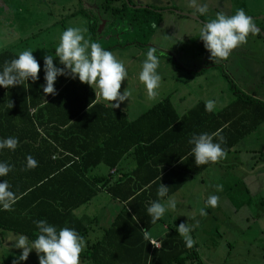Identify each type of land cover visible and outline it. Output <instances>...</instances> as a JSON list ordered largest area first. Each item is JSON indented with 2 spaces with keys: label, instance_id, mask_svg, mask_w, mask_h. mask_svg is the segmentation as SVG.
<instances>
[{
  "label": "trees",
  "instance_id": "16d2710c",
  "mask_svg": "<svg viewBox=\"0 0 264 264\" xmlns=\"http://www.w3.org/2000/svg\"><path fill=\"white\" fill-rule=\"evenodd\" d=\"M123 4L112 12L122 14ZM153 18L158 22L160 16ZM18 55L0 51V71ZM53 59L63 68L56 56ZM36 60L41 70L35 83L0 87V141L9 137L19 141L14 151L0 149V163L12 167L0 182L6 180L17 197L11 211L0 206V236L10 232L33 241L38 235L34 221L46 220L58 231L68 227L85 239L88 226L72 211L102 189L125 204L101 236L86 244L81 259L92 264H185L187 260L200 264L194 246L188 248L176 228L159 239V248L151 247L141 231L153 226L147 209L160 199V183L170 194L212 164L195 165L189 144L193 135L219 132L225 140L221 147L227 151L264 121V101L234 90L235 98L220 110L207 112L199 101L177 116L165 98L127 120L119 109L95 101L91 88L78 78L57 77L58 94L46 96L44 58ZM125 154L133 157L134 166L112 181L108 173H90L99 164L107 172L112 168L118 172ZM29 155L37 161L34 169L27 168Z\"/></svg>",
  "mask_w": 264,
  "mask_h": 264
},
{
  "label": "rangeland",
  "instance_id": "374dc122",
  "mask_svg": "<svg viewBox=\"0 0 264 264\" xmlns=\"http://www.w3.org/2000/svg\"><path fill=\"white\" fill-rule=\"evenodd\" d=\"M104 2L0 0V51L8 49L19 54L30 50L35 58L54 56L60 36L68 27L86 29V38L99 42L125 65L128 75L120 91L127 89L131 95L119 109L129 119L164 97L177 113L198 101L213 100L214 109L220 108L235 98L234 90L264 101V37L260 33L250 34L247 43L233 50L227 60L211 58L200 40L202 26L218 12L231 16L243 9L256 27L264 30V0H196L197 6H206L204 14L192 6L191 0H116L115 6L124 3L122 14L107 13L125 23L90 33L86 18L94 17ZM158 14L156 22L153 16ZM134 15L138 20L132 18ZM149 47L157 49V71L162 78L155 100L148 97L139 80ZM226 153V158L212 163L165 198V202L173 198L176 209L167 210L161 222L148 231L156 237L163 227L195 225L191 237L200 264H264V121ZM217 185L223 190L218 191ZM211 195L219 197L215 208L206 204ZM115 204L117 201L100 191L74 214H83L87 226L94 223V217L102 224L101 215L111 216ZM201 208L206 216L200 215ZM18 236L10 232L0 236V264L18 260L22 251L14 247ZM86 261L81 264H92ZM20 264H39L36 252L33 250ZM185 264L199 263L187 260Z\"/></svg>",
  "mask_w": 264,
  "mask_h": 264
},
{
  "label": "clouds",
  "instance_id": "9594fccd",
  "mask_svg": "<svg viewBox=\"0 0 264 264\" xmlns=\"http://www.w3.org/2000/svg\"><path fill=\"white\" fill-rule=\"evenodd\" d=\"M191 4L197 7L201 14L206 13V6H197L196 0H191ZM86 31L79 27H68L60 36L55 55L63 68L55 66L52 55L44 56L45 85L43 92L46 96L57 95L54 87L57 77L70 76L73 79L78 78L81 84H86L92 89V86H95V89L98 90V93L95 92V97L98 94L104 101L109 102L112 108H119L120 104L128 101L131 95L127 89L123 93L120 91L122 82L128 75L125 65L111 51L105 50L99 42H92L90 38H86L84 35ZM250 34L258 35L259 30L252 17L247 15L243 9H238L231 16L218 12L214 19L202 26L200 40L203 41L211 58L227 60L233 50L247 43ZM156 52V48L149 47L146 60L139 73V80L144 84L148 97L153 100L158 96L157 90L161 86L162 79L157 71L160 61ZM40 70V64L33 56V51L24 50L19 53L16 59L5 62L3 70L0 71V87L7 89L25 85L29 80L35 83L39 78ZM12 107L13 102L9 101L7 108L11 109ZM214 107L215 101L213 100H208L205 103L207 112H212ZM214 138H219V142H214ZM224 142L225 140L219 132L193 135L189 144L193 145L191 153L195 165L198 167L209 163L214 164L226 158L227 153L221 147ZM18 143L17 138L9 137L0 141V149L7 148L14 151ZM26 162L29 169L38 166L37 161L31 155L26 157ZM11 170L10 165L0 163V177L7 176ZM217 190L222 191L223 186L217 185ZM168 192L169 188L160 183L157 191V196L160 199L151 202L147 209L152 224H156L167 210L176 209V201L173 198H169L166 202L163 201ZM16 202V194L10 190L9 183L6 180L0 182V206L6 211H11ZM218 203L219 197L216 195L209 196L206 201L207 206L212 208L217 207ZM206 214L205 210L201 208L200 215L206 216ZM34 223L38 229L35 240L29 241L25 235H19L16 238L14 247L22 251L14 264L26 261L33 250L38 256L39 264H81V253L86 247L84 237L68 227H63L58 231L46 220H38ZM194 227L195 225L181 223L176 228L188 248H191L195 243L191 237ZM141 231L145 240L151 239L147 229Z\"/></svg>",
  "mask_w": 264,
  "mask_h": 264
},
{
  "label": "crops",
  "instance_id": "0c3cea01",
  "mask_svg": "<svg viewBox=\"0 0 264 264\" xmlns=\"http://www.w3.org/2000/svg\"><path fill=\"white\" fill-rule=\"evenodd\" d=\"M100 10H99V12H96V15L93 17L92 15H88V17L86 18V19H89L88 20V22H87V29H88V31L90 32V29H91V24L93 23H95L94 24V26H96V22H98V21H100V20H98V18H100L101 19V21L99 22V24L100 23H102L101 24V26L99 27V31H98V33L100 32H102V30L105 28V26H107L108 25V23L110 22V20L108 21L106 18H105V13H107V10H104V8L102 7V6H100V8H99ZM119 19V18H118ZM95 20H96V22H95ZM138 20V19H137ZM89 21H91V22H89ZM121 21V20H120ZM121 24H123V23H125V22H120ZM95 29H97V28H95ZM108 35H109V33H108ZM105 36V35H104ZM54 56H56V55H54ZM93 87V86H92ZM91 88V87H90ZM91 90H92V92H93V94H94V99H95V101H98V102H100V103H102L103 105H105V106H108V107H111L110 106V104L109 103H106V102H101V101H99L98 100V96H96L95 97V92L96 91H94V88L92 89L91 88ZM165 98H167V97H164V98H162V99H160V100H157L155 103H153L152 105H149V106H147V108L146 109H148V108H151L152 106H154L155 104H157V103H159L160 101H162V100H164ZM167 100H168V102L170 103V105H171V107H172V109H173V111L176 113V115L177 116H181L182 114H184L189 108H191V107H193L195 104H193L192 106H190L188 109H186L184 112H182V113H177L176 112V110L174 109V107H173V105L171 104V102L169 101V99L167 98ZM199 102V101H198ZM197 102V103H198ZM204 103V102H203ZM205 104V103H204ZM225 106V105H224ZM224 106H222V107H220V108H217V109H213V111H217V110H220L221 108H223ZM112 108V107H111ZM117 109H119V108H117ZM145 109V110H146ZM120 111H122L121 109H119ZM144 110V111H145ZM144 111H142V112H144ZM142 112H140L139 114H141ZM122 113L125 115V117H126V119L127 120H132L133 118H135V117H137L139 114H137L135 117H133L132 119H129V118H127V116H126V113L124 112V111H122ZM173 154V153H172ZM162 163V162H161ZM161 163H158L157 164V167L156 168H160V164ZM163 165H165V163H162ZM174 165V164H173ZM211 165V164H210ZM134 166V159H133V157L131 156V155H129V154H125L123 157H122V159L119 161V164H118V167H119V171L117 172H115L114 171V169L112 168V169H110L108 172H107V170H106V167L105 166H103V165H101V164H99V165H97L95 168H93V170H91L90 171V173L92 174H94V173H108L109 175H107V176H111V178H110V181H112L114 178H116L121 172H127V171H129L132 167ZM162 166V165H161ZM165 166H170V165H165ZM209 166V165H208ZM207 166V167H208ZM207 167H205V168H207ZM169 167H167V169H168ZM204 168V169H205ZM204 169H202L199 173H197V174H200ZM188 170L186 169L185 170V172H187ZM197 174H194V175H197ZM194 175H192L190 178H188L187 180H185L181 185H180V187H178L175 191H173L172 193H170V194H168L166 197H164L163 198V200L165 199V198H167L169 195H172V194H174L177 190L179 191L180 189H181V187L183 186V185H185L186 183H187V181L188 180H190ZM100 191L101 192H103V193H105L106 195H107V197L108 198H110L109 196H108V194L104 191V190H102V189H100ZM100 191H98V192H100ZM97 192V193H98ZM96 193V194H97ZM95 194V195H96ZM95 195L87 202V203H85V204H89L90 203V201L95 197ZM104 199V198H103ZM111 199V198H110ZM111 200H113V201H117V205L115 204V208H113V211H111V216H108V215H101V217L100 218H102L105 222H106V225L104 224V221H102L103 223L101 224V223H99L98 221H97V219H96V221H95V217H94V223H91V225H89L88 226V232H87V234H86V240H87V243L86 244H89V243H91V242H94L96 239H98L100 236H101V234H102V232L111 224V222H112V220H113V218H114V216L116 215V213L124 206V204H125V202L124 201H121V200H118V199H111ZM106 202H108V200L106 199ZM85 204H83V205H85ZM80 207V206H79ZM79 207H77L76 209H78ZM76 209H74L73 211H72V213H73V215L74 216H76V217H79V218H83V214H81L80 213V216L77 214V215H75L74 213L76 212ZM161 222V221H160ZM159 223V221L158 222H156V224H158ZM156 224H153V226H151L148 230H150L151 228H153ZM105 225V226H104ZM161 226V225H160ZM156 227V226H155ZM169 229H168V227H163V231H161V233H159L156 237H151L152 239H156V240H158L159 241V239H161L162 237H163V235L168 231ZM86 259H84V258H82L81 259V261L82 262H84ZM86 262H89V261H86Z\"/></svg>",
  "mask_w": 264,
  "mask_h": 264
},
{
  "label": "flooded vegetation",
  "instance_id": "af4514ba",
  "mask_svg": "<svg viewBox=\"0 0 264 264\" xmlns=\"http://www.w3.org/2000/svg\"><path fill=\"white\" fill-rule=\"evenodd\" d=\"M113 3L115 4L116 3V0H109V1H107V0H105V2L101 5L103 8H104V10H107V12H108V10H110V11H113L114 9H116L118 6L121 8V6H122V3L120 4V5H113ZM118 7V8H119ZM141 8V7H140ZM114 12V11H113ZM111 13V14H113L114 15V13ZM111 14H109V13H105L104 15H105V18L109 21L110 20V22L108 23V25H109V27H113V25L115 24V23H120L122 20L121 19H118L116 16H113V15H111ZM119 14H121V13H119ZM98 20H100L101 21V19L100 18H98ZM121 20V21H120ZM100 21H98V22H96V20H95V22H96V26H95V28H97L98 27V24H99V22ZM107 25V26H108ZM109 27H107V30L109 29ZM108 33H109V31H107Z\"/></svg>",
  "mask_w": 264,
  "mask_h": 264
},
{
  "label": "built area",
  "instance_id": "2783aa9c",
  "mask_svg": "<svg viewBox=\"0 0 264 264\" xmlns=\"http://www.w3.org/2000/svg\"><path fill=\"white\" fill-rule=\"evenodd\" d=\"M148 242L152 248H159V241L158 240L151 238L150 240H148Z\"/></svg>",
  "mask_w": 264,
  "mask_h": 264
},
{
  "label": "water",
  "instance_id": "95a60500",
  "mask_svg": "<svg viewBox=\"0 0 264 264\" xmlns=\"http://www.w3.org/2000/svg\"><path fill=\"white\" fill-rule=\"evenodd\" d=\"M101 24L102 23L98 24L97 30H99V27L101 26ZM257 29L259 30V33L264 37V32H262L259 28H257Z\"/></svg>",
  "mask_w": 264,
  "mask_h": 264
}]
</instances>
